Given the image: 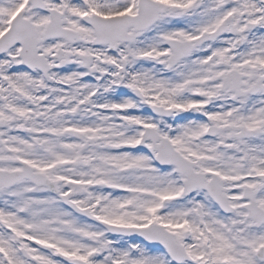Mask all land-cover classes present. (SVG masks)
<instances>
[{
	"label": "snow or ice",
	"instance_id": "6c2138e0",
	"mask_svg": "<svg viewBox=\"0 0 264 264\" xmlns=\"http://www.w3.org/2000/svg\"><path fill=\"white\" fill-rule=\"evenodd\" d=\"M0 264H264V0H0Z\"/></svg>",
	"mask_w": 264,
	"mask_h": 264
}]
</instances>
